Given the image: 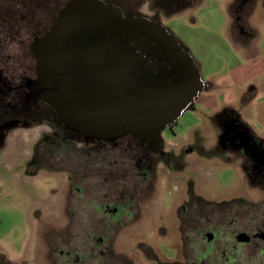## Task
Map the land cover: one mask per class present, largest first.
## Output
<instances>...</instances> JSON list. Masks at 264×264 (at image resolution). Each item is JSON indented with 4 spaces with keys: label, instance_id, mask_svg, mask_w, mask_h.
Segmentation results:
<instances>
[{
    "label": "flooded vegetation",
    "instance_id": "1",
    "mask_svg": "<svg viewBox=\"0 0 264 264\" xmlns=\"http://www.w3.org/2000/svg\"><path fill=\"white\" fill-rule=\"evenodd\" d=\"M72 1L56 7L53 13H49L48 0L17 2L6 8L9 14L0 13V49L14 54L19 46L18 28L23 26L29 36L30 55V67L21 73L16 69L7 76V69L0 66V143L21 128H43L30 142L31 164L25 168L29 175L38 170L48 173L57 183L56 189L50 190L57 199L43 211L31 213L39 221L33 235L41 248V264H111L116 255L127 259L116 254L105 237L114 234L115 221L146 213L148 204L155 203L151 178L156 170L159 166L181 170L191 152L187 146L192 145L171 146L167 140L173 136L177 120L160 128L168 118L164 102L171 100V111L183 104L184 97H176L177 90L193 88L198 68L194 62L189 67L173 56L190 55L175 37L171 38L175 46L159 39L156 25L160 22L165 26L162 14L155 13L169 6H187L191 0H161L158 5L152 0H98L118 9L122 22L84 13L75 22H65L64 29L59 26L55 38L52 34L59 25L58 14ZM144 7L151 15L141 11ZM140 21L155 25L154 29H144ZM166 33L172 35L167 28ZM43 54H55L64 64L58 78L60 92L46 94V89L42 92L39 87ZM97 58L113 66H93ZM201 86L195 100L207 90L205 82ZM193 107L194 103L188 104L185 111ZM76 121L103 125L74 129L66 123ZM221 126L212 148L236 158L241 170L250 171L246 177L252 187H257L264 181V141L234 120ZM206 202L182 201L178 213L192 214L195 204ZM156 203L154 214L169 213L172 208L163 200ZM207 231L201 234L204 252L197 264L201 260L199 264H216L218 254L223 264H238L242 246H264V231L260 229L238 232L230 244L223 239L215 243L214 233L210 228ZM240 235L248 241L240 242ZM136 248L153 264L160 263L147 243Z\"/></svg>",
    "mask_w": 264,
    "mask_h": 264
},
{
    "label": "rangeland",
    "instance_id": "2",
    "mask_svg": "<svg viewBox=\"0 0 264 264\" xmlns=\"http://www.w3.org/2000/svg\"><path fill=\"white\" fill-rule=\"evenodd\" d=\"M23 1L27 0H0V13L9 14L7 7ZM66 1L48 0L49 13ZM192 1L196 5L169 18H161L163 25L190 54L201 80L209 86L195 100L194 107L177 119L174 137L167 138L171 146L192 145H186L191 152L186 154L181 170L170 171L161 166L156 170V175L151 178V199L155 203L148 204L146 213L115 221L114 234L105 237L113 244L114 252L127 259L123 261L116 255L111 264H153L136 248L144 242L159 258V264H197L199 255L204 252L205 241L201 234L209 232L208 228L214 233L217 244L220 239L230 244L238 232L264 231V181L260 180L257 187H252L246 177L250 171L241 170L236 158L212 148L211 141L220 130L223 117L207 118L209 110L203 105V100L216 102L219 94L210 89V80L223 76L228 67L242 64L238 54L243 48L264 52V17L253 26L248 25L251 4L264 3L262 0L244 3L242 0ZM141 11L151 15L146 7ZM35 13L39 15L43 11ZM18 29L19 46L14 54H6L0 49V66L7 69V76L16 69L21 73L22 69L30 67L28 32L23 26ZM240 31L245 35L241 36ZM209 94L210 98L207 97ZM255 117L244 121L249 127L243 124L241 128L257 138L264 133V127ZM41 129L38 125L26 130L21 128L0 143V264H41V248L33 235L39 221L31 213L43 211L57 199L50 194V190L57 187L52 176L41 170L33 175L25 172L31 164L30 142ZM250 129L256 134L250 133ZM196 199L208 202L195 204L192 214L178 213L182 201ZM159 200L169 207L172 205L169 213L154 214ZM261 250H264L263 245L242 246L238 264H264V251L261 256ZM217 257L216 264H223L222 256L218 254Z\"/></svg>",
    "mask_w": 264,
    "mask_h": 264
},
{
    "label": "crops",
    "instance_id": "3",
    "mask_svg": "<svg viewBox=\"0 0 264 264\" xmlns=\"http://www.w3.org/2000/svg\"><path fill=\"white\" fill-rule=\"evenodd\" d=\"M262 1L264 3V0ZM257 4L252 3L250 6L248 25L253 26L264 17V4ZM240 33L241 36L245 35L242 31ZM244 45L245 43L242 44ZM240 53L238 55L243 61L242 64L228 67L223 76L210 80V89L216 90L219 96L216 102L206 103V100L205 102L203 100V105L209 110L207 118L220 116L223 117L222 124L224 121L234 120L246 125L244 121L252 120L256 116L255 120H259L264 127V52L259 49L243 48ZM207 97L210 98L211 95ZM256 99H259L258 102ZM252 113H254L253 117ZM250 133L256 134L252 129ZM257 138L264 141V133ZM214 141L215 137L211 141V146Z\"/></svg>",
    "mask_w": 264,
    "mask_h": 264
},
{
    "label": "water",
    "instance_id": "4",
    "mask_svg": "<svg viewBox=\"0 0 264 264\" xmlns=\"http://www.w3.org/2000/svg\"><path fill=\"white\" fill-rule=\"evenodd\" d=\"M84 13H89L92 14L93 16L97 18H103V19H112V20H117L122 22V17L120 14V11L116 9L113 6L106 5L101 1L98 0H74L66 5V7L61 10L58 14V22L59 25L55 27L54 33L52 34L57 38L59 36V30L61 26V29L65 28V22H71L72 20L77 21L79 17L84 14ZM141 22V21H140ZM155 26V25H150L149 23L147 24L145 21L141 22V27L144 29H147V27ZM157 36L159 39H162L164 43L167 44H172L175 46V43L172 41V36L173 35H168L166 33V28L160 25V22L157 23ZM154 29V28H153ZM148 30H151L150 28ZM148 35L154 36L155 33L148 32ZM174 37V36H173ZM182 45V44H181ZM183 46V45H182ZM43 57L40 58V63H41V68H44V71L39 72V87L41 91L46 89V94L50 93H55V92H60L62 89V86L60 85L61 82L58 80V78L61 76L60 69L64 68V64L62 60L57 57L55 54H43ZM173 56L176 59H180L184 61V63L192 67L193 66V60L190 55L188 54H173ZM165 54H164V61H165ZM104 59L97 58L93 66L97 67H110L113 66V64L108 63L106 60L103 62ZM115 65H117L115 63ZM104 75V74H103ZM202 81L200 80V74L199 71L197 72L195 82L193 85V88L191 90L187 91L186 87L179 88L177 90L176 97L178 98H183L184 97V103L179 105L178 108L174 111H171V100L164 102V115H167L168 118L164 120L162 127L160 128L163 129L167 125L172 124L175 122L181 115L182 113L186 110V107L188 104L192 105L195 101V98L197 95L202 91ZM183 94V95H182ZM182 95V96H181ZM56 111L60 113V116L63 118L64 113L60 111V107L55 104L54 105ZM70 125V127L74 129H86L88 127L97 126V125H103V122H85V121H76V122H66ZM94 129H97V127H94ZM208 238H211V236H208ZM240 242H247L248 238L245 235H240L239 239Z\"/></svg>",
    "mask_w": 264,
    "mask_h": 264
},
{
    "label": "trees",
    "instance_id": "5",
    "mask_svg": "<svg viewBox=\"0 0 264 264\" xmlns=\"http://www.w3.org/2000/svg\"><path fill=\"white\" fill-rule=\"evenodd\" d=\"M159 2H161V0H152V3H154V4H159ZM191 4H189V5H187V6H184V7H175V8H171L170 9V6H169V9H159L158 11H155V13L157 14H162V16H164V17H171V16H174V15H177L178 13H180V12H182L183 10H185V9H187V8H189L191 5H196V2L195 3H193V1L192 2H190Z\"/></svg>",
    "mask_w": 264,
    "mask_h": 264
}]
</instances>
